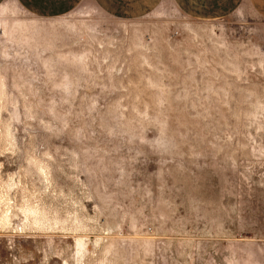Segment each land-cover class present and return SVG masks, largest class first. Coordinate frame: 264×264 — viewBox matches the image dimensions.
I'll list each match as a JSON object with an SVG mask.
<instances>
[{
	"label": "rangeland",
	"instance_id": "rangeland-1",
	"mask_svg": "<svg viewBox=\"0 0 264 264\" xmlns=\"http://www.w3.org/2000/svg\"><path fill=\"white\" fill-rule=\"evenodd\" d=\"M0 264H264V22L1 4Z\"/></svg>",
	"mask_w": 264,
	"mask_h": 264
},
{
	"label": "crops",
	"instance_id": "crops-1",
	"mask_svg": "<svg viewBox=\"0 0 264 264\" xmlns=\"http://www.w3.org/2000/svg\"><path fill=\"white\" fill-rule=\"evenodd\" d=\"M6 0H0V6ZM27 14L41 19L65 17L88 2L109 18L141 20L168 3L184 17L197 22L228 19L248 9L264 22V0H13Z\"/></svg>",
	"mask_w": 264,
	"mask_h": 264
},
{
	"label": "built area",
	"instance_id": "built-area-1",
	"mask_svg": "<svg viewBox=\"0 0 264 264\" xmlns=\"http://www.w3.org/2000/svg\"><path fill=\"white\" fill-rule=\"evenodd\" d=\"M178 34V32L177 31H171L170 33H169V37H174V36H176ZM150 41H151V39H149Z\"/></svg>",
	"mask_w": 264,
	"mask_h": 264
}]
</instances>
